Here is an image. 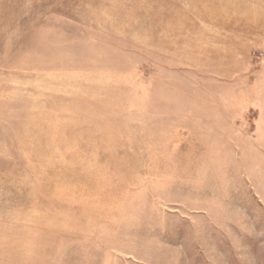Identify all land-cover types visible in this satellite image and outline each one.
Returning <instances> with one entry per match:
<instances>
[{
	"label": "rangeland",
	"instance_id": "374dc122",
	"mask_svg": "<svg viewBox=\"0 0 264 264\" xmlns=\"http://www.w3.org/2000/svg\"><path fill=\"white\" fill-rule=\"evenodd\" d=\"M0 264H264V0H0Z\"/></svg>",
	"mask_w": 264,
	"mask_h": 264
}]
</instances>
